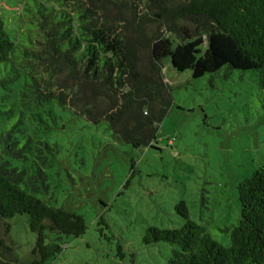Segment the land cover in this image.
<instances>
[{
  "label": "trees",
  "instance_id": "trees-1",
  "mask_svg": "<svg viewBox=\"0 0 264 264\" xmlns=\"http://www.w3.org/2000/svg\"><path fill=\"white\" fill-rule=\"evenodd\" d=\"M166 60L193 78L247 72L264 90V0H0V231L19 216L37 234L28 261L0 237V264H48L62 246L47 244L46 231L87 229L46 197L48 143L33 136L59 128L68 111L106 122L134 148L154 147L174 102ZM237 192V219L202 223L180 200L182 224L148 226L142 242L169 244L165 264H264V164Z\"/></svg>",
  "mask_w": 264,
  "mask_h": 264
},
{
  "label": "rangeland",
  "instance_id": "rangeland-1",
  "mask_svg": "<svg viewBox=\"0 0 264 264\" xmlns=\"http://www.w3.org/2000/svg\"><path fill=\"white\" fill-rule=\"evenodd\" d=\"M164 66L174 102L158 124L154 147L134 148L106 122L68 111L59 128L33 136L48 143L46 197L87 224L78 237L45 232L47 244L62 246L48 264H165L170 245L144 244L142 236L151 225L179 227L180 200L202 223L240 215L237 185L264 164V90L247 72L222 69L193 78L167 60ZM19 219L25 217H14L11 232L2 228L0 237L14 257L28 261L37 234ZM210 233L229 244L216 229Z\"/></svg>",
  "mask_w": 264,
  "mask_h": 264
}]
</instances>
